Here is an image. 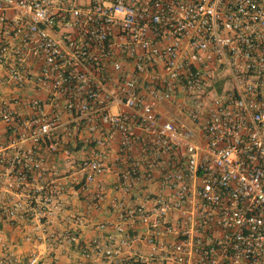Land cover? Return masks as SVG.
Returning <instances> with one entry per match:
<instances>
[{"label":"built area","instance_id":"built-area-1","mask_svg":"<svg viewBox=\"0 0 264 264\" xmlns=\"http://www.w3.org/2000/svg\"><path fill=\"white\" fill-rule=\"evenodd\" d=\"M5 85L31 94L0 95V223L46 239L68 173L116 217L56 236L85 261L264 264V0H0Z\"/></svg>","mask_w":264,"mask_h":264},{"label":"crops","instance_id":"crops-1","mask_svg":"<svg viewBox=\"0 0 264 264\" xmlns=\"http://www.w3.org/2000/svg\"><path fill=\"white\" fill-rule=\"evenodd\" d=\"M11 86L0 87V95L6 97L19 95L21 103L15 106L16 111L25 114L26 108L23 101L31 94L27 89L20 91ZM24 93V95H23ZM4 137V126L0 121V141ZM112 158V156H110ZM68 161L62 159L59 154H48L45 166L57 169L58 173L68 169ZM112 172L102 174L99 179L108 186L113 179ZM62 180L65 181L67 190L64 195L63 206L53 212L50 223L45 228L46 239L40 240L37 244L32 239L38 231L33 230L34 219H14L12 223H0V239L3 241L9 252L13 253L17 259V264H27L28 254L36 249L39 254L48 262V264H100L97 259L85 261L78 253V244L71 242L69 245L58 243L56 236L63 229L75 230L79 241L87 240L92 236L100 235L102 232L95 228V223L100 220H116L115 212L111 209L108 202L110 191H107L106 198L101 201V205L97 208L92 206L91 190L94 185L90 184L88 189H80L77 186H69L70 177L68 173H64ZM134 200H128L132 203ZM37 206V204H34ZM84 215L85 220L82 224H76L72 221L73 215ZM1 248L0 252L6 251Z\"/></svg>","mask_w":264,"mask_h":264},{"label":"rangeland","instance_id":"rangeland-1","mask_svg":"<svg viewBox=\"0 0 264 264\" xmlns=\"http://www.w3.org/2000/svg\"><path fill=\"white\" fill-rule=\"evenodd\" d=\"M169 107H173L172 105L167 104Z\"/></svg>","mask_w":264,"mask_h":264}]
</instances>
